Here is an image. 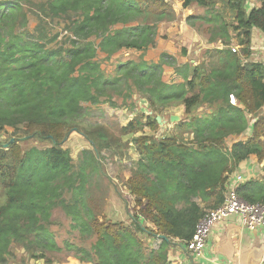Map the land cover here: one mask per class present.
Returning <instances> with one entry per match:
<instances>
[{"label": "trees", "instance_id": "1", "mask_svg": "<svg viewBox=\"0 0 264 264\" xmlns=\"http://www.w3.org/2000/svg\"><path fill=\"white\" fill-rule=\"evenodd\" d=\"M245 1L183 0L185 8L205 10L187 20L209 34L210 44L224 46L178 66L183 81L169 83L164 65L176 61L167 53L157 62L143 54L118 61L114 74L102 64L154 46L159 24L176 19L167 0H0V131L13 129L12 138L0 142V264H8L15 248L52 264L47 253L62 250L51 228L56 207L79 231L80 243L65 245L80 261L170 264L173 241L185 245L205 211L224 201L240 163L252 155L264 161V62L251 60L254 30L264 32V0L249 12ZM221 3L234 14L231 24ZM135 92L148 100L151 114L121 126V135L130 136L124 145L104 126L83 124L84 103L115 105V96L132 99ZM178 105L184 117L176 130L158 134L157 110ZM73 132L92 147L79 166L64 147ZM247 132L226 145L228 137ZM26 139L49 145L25 149ZM132 143L138 158L125 184L134 197L130 221L104 220L86 197L90 177L104 176L103 151L124 155ZM238 191L248 202H264V179H249ZM148 237L161 238L160 246Z\"/></svg>", "mask_w": 264, "mask_h": 264}, {"label": "rangeland", "instance_id": "2", "mask_svg": "<svg viewBox=\"0 0 264 264\" xmlns=\"http://www.w3.org/2000/svg\"><path fill=\"white\" fill-rule=\"evenodd\" d=\"M171 1L173 2V5ZM171 1L168 2H170L173 7L175 3L178 4V0ZM180 11L182 12V10ZM181 18H183V14ZM31 23L32 26H34L36 23L35 19H33ZM195 23H197L199 27L202 28V25L207 24L206 22L200 24L198 20H196ZM170 28L171 26L168 25L163 26L160 33L161 36L164 38L173 37L177 31H173V28ZM204 35H207L208 37L209 34L204 33ZM177 38L178 37H173L172 39L174 41V45L177 46L179 50H181L183 46L181 45L180 40H178ZM104 56L105 55L103 53L100 54V57L104 58ZM129 58H131L132 60H139L141 56L139 52L136 51H123L121 54L119 53L114 58L103 60V68H105L108 73L114 74L116 72L118 61H127L129 60ZM164 66L168 67L167 65ZM170 66L173 67L172 65ZM174 79L175 77L171 74L169 77V81L171 83H174L172 82L174 81ZM114 102L115 105H113L111 102H104L98 105L84 103L85 118H83L82 121L83 124H86L88 122L93 125L98 124L104 126L113 135L118 137L121 136V143L124 145L130 138V136L121 135V126L127 125L132 118H134L141 112L151 114V111H149L148 100H146L143 96L136 92L135 94H133L132 99H122V97L119 98L115 96ZM157 113L158 116H161L163 120V124L160 125V132L158 134H169L170 132L176 130L175 124L180 120L177 122H172L170 120L171 114L178 115L180 119L184 117L182 106L179 105L171 106L170 108L165 110H157ZM262 113H264V109ZM253 122L254 120L251 119L250 125H252ZM249 134L250 132L246 133L244 138L246 139ZM12 136L13 129L7 128L5 130H2L0 131V142L5 143L10 138H12ZM16 136L21 137L23 136V134L19 133ZM233 137H235L234 141H238L242 138V135H232L231 137H228L226 140L227 146L231 142H233L231 140V138ZM48 145L49 143L47 141H39L34 139H26L25 141H23V146L25 149L32 146L43 148L47 147ZM64 147L69 148V150L71 151L73 162L76 166H79L82 162L83 151L85 149H92L89 141L86 140L85 137L78 132H73L69 135L66 142H64ZM125 150L126 152L124 155H114L115 153H112V151L110 150L103 151L100 160L101 165L103 166L104 176L98 173H92V177H90L91 183H89L86 197H88V202L89 200H91L90 203L96 205V211H101L100 218L107 221L124 220L129 223V207L134 209V197L130 195L129 190L127 189V186L125 184L126 180L129 178V171H131L132 162L136 158H138V153L136 152L133 143L131 146H129L128 144V147ZM117 191L120 193V195H118ZM52 218L54 219L55 224H53L51 228L54 230L57 242L62 250L57 252H48L47 259L53 261L52 264H93L91 262L80 261L79 258L74 256L73 252L69 251L66 248V241L80 243L79 231L76 229H72V220L68 217L66 211L61 207H56L53 210ZM158 242L159 241L155 243V246L158 244ZM13 252L14 255L10 258L8 264H48L47 260L44 258H30L22 248H15Z\"/></svg>", "mask_w": 264, "mask_h": 264}, {"label": "crops", "instance_id": "3", "mask_svg": "<svg viewBox=\"0 0 264 264\" xmlns=\"http://www.w3.org/2000/svg\"><path fill=\"white\" fill-rule=\"evenodd\" d=\"M261 2L262 0H246V11L249 12L254 8H258L261 6ZM171 3L173 5L172 1ZM177 3L178 4L175 3L173 7L176 12V19L160 23L156 44L145 52H139V54H143L144 59L148 61H159L163 53L175 57L176 64L172 65L173 67L170 65H167L168 67L164 66L163 79L169 83H171L169 81L171 74L175 77L172 82L183 81V78L176 69L178 66L188 61L196 64L203 58L202 56L206 49L212 47L222 48L224 46L220 41L210 44L209 35L208 37L204 35L203 32L199 31L197 27L191 23V21L187 20L188 17L192 15H203L205 10L201 6L193 4L185 8L183 6V0H178ZM218 6H223V4L221 3ZM222 8L225 9V20L231 24L234 20L233 12L230 11L226 4ZM180 10H182V12ZM180 13L183 14V18H181L182 14ZM165 25L171 26L173 31H177L173 37H178L177 39L180 40L183 46L181 50L174 45L173 37L164 38L161 36L160 33ZM231 34L233 33L231 32ZM263 40L264 32L255 29L251 47V60L264 62V56L260 51V45ZM232 44L239 46L236 43L235 37L233 38ZM182 111H184L183 107ZM147 130L146 132L148 134L153 133ZM244 136L245 135H242L241 139H245ZM234 138L235 137L231 138L233 142H231L228 147H231L236 141H234ZM236 172L244 174L246 181L249 179L262 180L264 179V161H259L255 155H252L247 160L240 163L237 171L234 173ZM130 175L131 171H129V177ZM147 239V241L152 244L156 241V239L150 237ZM169 261L170 264H264V228L255 230L248 229L241 223L240 217L232 216L228 220L219 223L212 230L203 256L198 257L193 255L179 240H174L169 249Z\"/></svg>", "mask_w": 264, "mask_h": 264}, {"label": "built area", "instance_id": "4", "mask_svg": "<svg viewBox=\"0 0 264 264\" xmlns=\"http://www.w3.org/2000/svg\"><path fill=\"white\" fill-rule=\"evenodd\" d=\"M232 50L236 52L239 50V46L233 45ZM260 51L264 56V40L260 45ZM229 97L232 104H238L235 94H230ZM244 182H246V177L242 173L236 172L229 176L224 201L219 206L205 211L196 226L193 237L185 244L193 255L203 256L212 230L219 223L228 220L232 216L240 217L241 223L248 229L264 228V202L251 203L241 197L238 189ZM157 241L159 242L155 246ZM161 241V238H157L153 247L158 248Z\"/></svg>", "mask_w": 264, "mask_h": 264}, {"label": "water", "instance_id": "5", "mask_svg": "<svg viewBox=\"0 0 264 264\" xmlns=\"http://www.w3.org/2000/svg\"><path fill=\"white\" fill-rule=\"evenodd\" d=\"M157 120H158V122H159L160 124L163 123V122H162V117H161V116H157ZM170 120H171L172 122H177V121L180 120V118H179L178 115H172V116L170 117ZM11 142H14V139H12ZM162 237H163V238H166V236H162Z\"/></svg>", "mask_w": 264, "mask_h": 264}]
</instances>
